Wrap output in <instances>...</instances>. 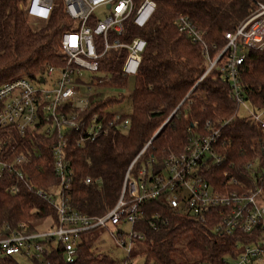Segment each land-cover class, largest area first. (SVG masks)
<instances>
[{
    "label": "trees",
    "instance_id": "1",
    "mask_svg": "<svg viewBox=\"0 0 264 264\" xmlns=\"http://www.w3.org/2000/svg\"><path fill=\"white\" fill-rule=\"evenodd\" d=\"M154 1L156 11L144 29L127 26L128 38H143L147 43L129 100L132 111L125 115L129 127L110 132L84 148L77 147L73 141L79 134L67 130L68 135H74L67 150L73 165V182L63 192L77 211L91 217L104 216L116 206L130 165L148 143L151 144L134 166L135 175L142 168L149 173L163 171L162 163L171 154L182 153L192 135L205 136L213 130L220 135L213 146L220 162L211 159L207 162L209 169L201 170L205 181L214 190L246 193L260 186L264 191V185L257 180L259 172L264 171V153L260 146L264 128L252 115L240 114V105L231 96L230 83L222 71L225 56L199 82L208 68L203 48L175 25L180 16L188 17L204 33L214 60L228 44L226 34L236 33L239 26L264 5V0ZM27 2L0 0V87L22 77L38 83L48 67L65 64L60 47L62 34L69 27L68 18L57 8L48 22L34 25L25 12ZM126 56V51H115L103 61L102 71L111 77L104 84L106 88L127 87L129 79L121 73ZM239 83L250 111L264 110V49L245 52ZM122 100L125 99L95 100L87 118L110 113L106 109ZM56 143V135L46 136L39 129L22 137L11 126L0 127V160L10 163L22 154L29 158L24 169L26 183L21 184L19 193L12 192L14 181L0 180L2 231L10 226L20 230L23 225L28 233H34L37 231L33 224L47 219H51L54 226L58 225L57 210L38 195V192L60 191L52 156ZM36 147L41 156L37 155ZM150 161L153 165L148 167ZM249 164H257V167L249 169ZM87 177L94 183L86 185ZM232 179L239 184L229 185ZM142 209L144 218L136 229L143 232L145 240L134 241L133 257L142 255L145 264H233L245 245L259 241V233L218 234L215 231L218 217L214 211L208 221L202 223L194 217L172 213L153 200L146 201ZM156 214L168 223L153 231L148 222ZM5 236H10V231L5 232ZM15 257L0 256V264H19ZM119 262L95 255L84 240L79 247V257L72 264ZM43 264H68L63 248H52Z\"/></svg>",
    "mask_w": 264,
    "mask_h": 264
},
{
    "label": "built area",
    "instance_id": "2",
    "mask_svg": "<svg viewBox=\"0 0 264 264\" xmlns=\"http://www.w3.org/2000/svg\"><path fill=\"white\" fill-rule=\"evenodd\" d=\"M57 8L62 9L70 22L68 30L61 37L60 54L65 64L63 67H48L43 82L42 79L36 83L22 77L1 86L0 127L11 126L22 137L36 129L44 131L46 136L56 135L57 143L52 149V156L60 191L48 194L38 192V195L57 210L59 222L49 233H28L23 225L20 230H13L11 226L4 231L0 229V256L22 255L43 264L52 248L61 246L66 262L72 264L79 257V247L87 234L106 229L110 224H130L132 232L129 234V243L124 239L125 233L121 228L112 235L116 236L127 253V258L118 264H134V241L145 240L143 232L136 229L144 218L142 206L146 201L153 200L172 213L191 216L202 223H206L214 211L218 217L215 231L220 235L259 233V241L245 245L233 264H264L262 187L246 193L214 190L201 175L202 169H209L207 162L210 159L220 162L213 149L220 135L210 124L208 127L213 130L212 133L205 136L192 135L182 153L171 154L162 163L163 171L149 173L142 168L135 175L134 166L151 144L148 143L130 165L118 203L104 216L91 217L71 205L63 192L73 182V165L67 150L74 135H68L67 130L79 134L75 135L73 141L77 147L84 148L108 136L110 132L124 131L129 127V119L125 118L124 113L110 112L103 116L93 114L87 118L92 103L98 100L102 92L84 96L81 88L85 86L90 90L93 87H105V82L110 81L111 77L102 71L103 61L115 51L127 52L121 64L122 75L128 79L137 76L147 43L143 38H128L127 26L144 29L156 11V3L154 0H62V5L57 6L56 0H28L25 12L32 23L37 25L48 22ZM100 9L108 11L102 20L95 16ZM175 25L203 48L202 54L208 61V68L199 82L225 56L222 71L225 80L230 83V94L240 106L245 104L239 83L240 67L248 49H264V5H260L259 10L241 24L236 33L226 34L228 44L214 60L210 57L204 33L188 17L180 16ZM126 38L130 40L126 41ZM85 71L94 73L89 81L84 79ZM132 93L133 90L127 89L125 93L114 96L129 101ZM249 114L264 128V110L250 111ZM260 146L264 153V140ZM35 151L41 156L38 147ZM28 164L29 158L25 154L10 163L0 160V180L14 181L13 193H19L21 184L26 183L24 169ZM152 165L153 161L147 162L148 167ZM247 167L254 169L253 164ZM257 180L264 185V171L259 172ZM93 183L90 177L85 179L86 185ZM228 184L238 185L239 182L232 179ZM167 223L159 214L148 222L153 231ZM7 231H10V236H5Z\"/></svg>",
    "mask_w": 264,
    "mask_h": 264
},
{
    "label": "rangeland",
    "instance_id": "3",
    "mask_svg": "<svg viewBox=\"0 0 264 264\" xmlns=\"http://www.w3.org/2000/svg\"><path fill=\"white\" fill-rule=\"evenodd\" d=\"M57 6L62 5V0H56ZM108 13L105 9H100L96 12V19L102 20L105 18V15ZM94 73L85 71L84 79L89 81ZM100 78L102 76L98 75ZM127 89L132 91L134 89V79H129V83L126 88L122 89H107L106 87H101V89H97L93 87L92 89H88L85 86H82L81 93L82 95H95L96 92H102L101 96L98 99H106L107 97H115L114 94L125 93ZM109 92V93H107ZM107 112L113 113H124L131 114V104L130 101L122 100L120 103H116L111 105L106 109ZM239 112L243 116H247L250 112V108L247 104H242L240 106ZM257 167V164L254 165V168ZM34 228L39 233H49L54 229V222L51 219L40 220L33 224ZM122 229L125 233L124 239L129 243L130 238L129 234L132 232V226L130 224H123L121 226H114L112 224L108 225V228L98 229L93 231L84 238L86 243L92 248V251L97 256H107L116 261H123L127 258V253L123 249V247L116 240V236L113 237L112 233ZM57 243H54L56 245ZM15 260L19 264H35V262L25 256L19 255L15 257ZM134 264H145V258L142 255H137Z\"/></svg>",
    "mask_w": 264,
    "mask_h": 264
},
{
    "label": "water",
    "instance_id": "4",
    "mask_svg": "<svg viewBox=\"0 0 264 264\" xmlns=\"http://www.w3.org/2000/svg\"><path fill=\"white\" fill-rule=\"evenodd\" d=\"M41 82H43V79L41 80Z\"/></svg>",
    "mask_w": 264,
    "mask_h": 264
}]
</instances>
